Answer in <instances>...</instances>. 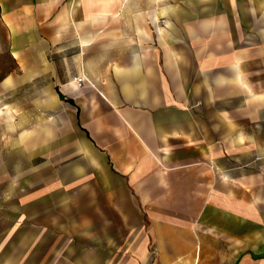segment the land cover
I'll use <instances>...</instances> for the list:
<instances>
[{
  "label": "crops",
  "instance_id": "obj_1",
  "mask_svg": "<svg viewBox=\"0 0 264 264\" xmlns=\"http://www.w3.org/2000/svg\"><path fill=\"white\" fill-rule=\"evenodd\" d=\"M213 233L264 259V0H0V264H218Z\"/></svg>",
  "mask_w": 264,
  "mask_h": 264
},
{
  "label": "rangeland",
  "instance_id": "obj_2",
  "mask_svg": "<svg viewBox=\"0 0 264 264\" xmlns=\"http://www.w3.org/2000/svg\"><path fill=\"white\" fill-rule=\"evenodd\" d=\"M209 116V115H208ZM207 227H205V230L203 231V233L206 235V238H209V235L211 236V232L210 230L206 229ZM212 235H216V239H214L213 241V246L216 250H218L220 252V256L215 257L213 256L212 260H217L218 264H230V262L232 261V258L230 256H228V254L232 253V248L234 247V253L236 255V257L234 259L237 258V255L239 253H241L242 251L238 249L237 246H239L238 242H232V240H226L221 238V236H218L217 233H213ZM251 254L254 255H258L260 252L255 250V249H251L250 250ZM254 264H264V259H257L254 260L253 262Z\"/></svg>",
  "mask_w": 264,
  "mask_h": 264
},
{
  "label": "built area",
  "instance_id": "obj_3",
  "mask_svg": "<svg viewBox=\"0 0 264 264\" xmlns=\"http://www.w3.org/2000/svg\"><path fill=\"white\" fill-rule=\"evenodd\" d=\"M80 80V79H79Z\"/></svg>",
  "mask_w": 264,
  "mask_h": 264
},
{
  "label": "trees",
  "instance_id": "obj_4",
  "mask_svg": "<svg viewBox=\"0 0 264 264\" xmlns=\"http://www.w3.org/2000/svg\"><path fill=\"white\" fill-rule=\"evenodd\" d=\"M62 96V95H61Z\"/></svg>",
  "mask_w": 264,
  "mask_h": 264
}]
</instances>
